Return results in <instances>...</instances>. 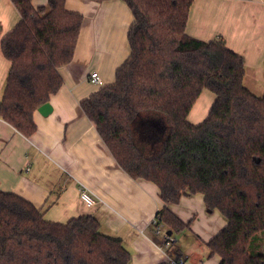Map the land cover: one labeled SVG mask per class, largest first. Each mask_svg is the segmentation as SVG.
<instances>
[{
  "label": "trees",
  "instance_id": "1",
  "mask_svg": "<svg viewBox=\"0 0 264 264\" xmlns=\"http://www.w3.org/2000/svg\"><path fill=\"white\" fill-rule=\"evenodd\" d=\"M11 1L21 19L1 42L10 69L0 117L31 138L35 112L63 86L60 69L74 59L84 17L66 0ZM123 1L134 17L131 55L114 84L81 103L84 114L130 178L158 187L156 218L171 233L190 225L171 206L202 194L207 211L227 220L207 244L210 256L264 264V95L245 86L244 60L224 39L187 34L195 0ZM204 90L216 99L194 125L188 116ZM44 214L0 190V264H130L122 240L104 234L96 216L56 223Z\"/></svg>",
  "mask_w": 264,
  "mask_h": 264
},
{
  "label": "crops",
  "instance_id": "2",
  "mask_svg": "<svg viewBox=\"0 0 264 264\" xmlns=\"http://www.w3.org/2000/svg\"><path fill=\"white\" fill-rule=\"evenodd\" d=\"M47 3L34 0L36 7ZM66 8L84 17L74 59L60 69L63 86L50 98L48 111L35 112L37 131L31 138L0 117V190L42 209L51 222L96 216L104 234L122 240L130 264H170L156 247L162 243L153 225L162 207L158 187L130 178L118 166L81 107L101 88L114 84L117 70L129 59L133 13L123 0H66ZM20 19L11 0H0V102L10 69L1 42ZM186 32L203 41L224 39L244 60L245 86L264 95V0H195ZM93 73L101 84L91 82ZM215 99L204 90L188 116L190 123L201 124ZM80 185L102 202L89 207L80 198ZM171 210L190 224L183 232L193 234L186 245V233H172L177 251L173 257L185 258L188 264H219L220 257L210 256L207 244L227 220L207 211L202 194L184 196Z\"/></svg>",
  "mask_w": 264,
  "mask_h": 264
},
{
  "label": "built area",
  "instance_id": "3",
  "mask_svg": "<svg viewBox=\"0 0 264 264\" xmlns=\"http://www.w3.org/2000/svg\"><path fill=\"white\" fill-rule=\"evenodd\" d=\"M91 82L94 84H101V79L97 73L91 75ZM80 198L89 207L97 205L102 202L87 186L80 185ZM155 234L162 239V243L157 247V250L167 259L170 264H188L185 258L173 257L177 251L175 250L176 239L171 232H165L166 226L157 218L153 221Z\"/></svg>",
  "mask_w": 264,
  "mask_h": 264
},
{
  "label": "rangeland",
  "instance_id": "4",
  "mask_svg": "<svg viewBox=\"0 0 264 264\" xmlns=\"http://www.w3.org/2000/svg\"><path fill=\"white\" fill-rule=\"evenodd\" d=\"M151 132H152V130H151ZM162 137H163V135H162ZM212 213H217V214H219V217H222L223 219H226V218H225V217H224L219 211H217V210L214 211V212H210V214H212ZM183 233H186V234H184V236H186V235H187V236L185 237V240H183V238H182V240H183L182 243H184V244L187 245V244H189V242H190L189 239L192 238L191 236H193V234H192V232H188V233H187V232H183ZM184 236H183V237H184ZM179 244H181V243H179ZM184 244H183V245H184Z\"/></svg>",
  "mask_w": 264,
  "mask_h": 264
},
{
  "label": "water",
  "instance_id": "5",
  "mask_svg": "<svg viewBox=\"0 0 264 264\" xmlns=\"http://www.w3.org/2000/svg\"><path fill=\"white\" fill-rule=\"evenodd\" d=\"M48 105L46 104V105H44V106H42L39 110H41V112H45V111H48Z\"/></svg>",
  "mask_w": 264,
  "mask_h": 264
}]
</instances>
